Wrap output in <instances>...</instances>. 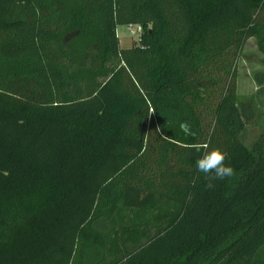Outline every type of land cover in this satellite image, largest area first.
<instances>
[{"label":"trees","instance_id":"1","mask_svg":"<svg viewBox=\"0 0 264 264\" xmlns=\"http://www.w3.org/2000/svg\"><path fill=\"white\" fill-rule=\"evenodd\" d=\"M252 37L264 0H0V264H264ZM213 148L235 175L209 189Z\"/></svg>","mask_w":264,"mask_h":264},{"label":"rangeland","instance_id":"2","mask_svg":"<svg viewBox=\"0 0 264 264\" xmlns=\"http://www.w3.org/2000/svg\"><path fill=\"white\" fill-rule=\"evenodd\" d=\"M120 46L128 49L138 44L142 34L134 35L127 24L117 27ZM237 86L239 100L252 101L253 113L242 119V138L252 148L264 130V52L255 37L249 38L238 60Z\"/></svg>","mask_w":264,"mask_h":264},{"label":"clouds","instance_id":"3","mask_svg":"<svg viewBox=\"0 0 264 264\" xmlns=\"http://www.w3.org/2000/svg\"><path fill=\"white\" fill-rule=\"evenodd\" d=\"M180 129L186 135L191 134L190 125L186 122L180 124ZM227 154L219 148H213L210 151H205L202 156L196 160V169L204 174L207 181L206 187L213 188L214 181L223 180L235 175L234 168L225 163Z\"/></svg>","mask_w":264,"mask_h":264},{"label":"built area","instance_id":"4","mask_svg":"<svg viewBox=\"0 0 264 264\" xmlns=\"http://www.w3.org/2000/svg\"><path fill=\"white\" fill-rule=\"evenodd\" d=\"M128 27H129L130 31H131L134 35H137V34L140 35V34H142V32H143L142 26L139 25V24H133V23H131V24L128 25ZM140 40H141V39H140ZM139 43H140V41H139Z\"/></svg>","mask_w":264,"mask_h":264},{"label":"crops","instance_id":"5","mask_svg":"<svg viewBox=\"0 0 264 264\" xmlns=\"http://www.w3.org/2000/svg\"><path fill=\"white\" fill-rule=\"evenodd\" d=\"M120 39V38H119Z\"/></svg>","mask_w":264,"mask_h":264}]
</instances>
